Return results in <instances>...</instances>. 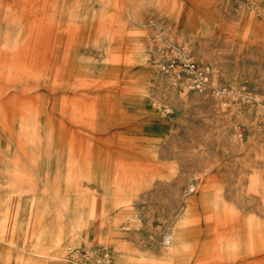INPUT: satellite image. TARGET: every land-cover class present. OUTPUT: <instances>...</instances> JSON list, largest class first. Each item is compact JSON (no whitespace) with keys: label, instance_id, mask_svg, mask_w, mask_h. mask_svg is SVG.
<instances>
[{"label":"rangeland","instance_id":"rangeland-1","mask_svg":"<svg viewBox=\"0 0 264 264\" xmlns=\"http://www.w3.org/2000/svg\"><path fill=\"white\" fill-rule=\"evenodd\" d=\"M0 264H264V0H0Z\"/></svg>","mask_w":264,"mask_h":264},{"label":"bare ground","instance_id":"bare-ground-1","mask_svg":"<svg viewBox=\"0 0 264 264\" xmlns=\"http://www.w3.org/2000/svg\"><path fill=\"white\" fill-rule=\"evenodd\" d=\"M98 5V4H97ZM138 8V7H137ZM59 9V8H58ZM167 49H172V54L174 55V56H176L177 58H179L180 60H183V61H185V63H188L190 60L189 59H187V57H185L184 55H182L175 47H173V46H170V45H168V43H166V42H163V43H158V52L159 53H161L162 55H163V58H164V62H163V64H162V66H161V69L164 67V66H166L167 64H166V58L168 57V55H167ZM165 67H164V69L162 70L163 72L165 71ZM166 73V72H165ZM166 74H168L169 76H171L172 78H174L175 80H177V76H180L181 77V75H182V77H183V79H186L187 80V82H189V83H187V84H189V86H190V84H191V82L193 81L192 80V78H191V76L189 75V72H187V74H181L180 72H178V71H170V70H168V72L166 73ZM196 80L198 79V81L200 80L199 79V77L198 76H195L194 77ZM94 91V90H93ZM245 232V231H244ZM245 234H246V232H245Z\"/></svg>","mask_w":264,"mask_h":264}]
</instances>
